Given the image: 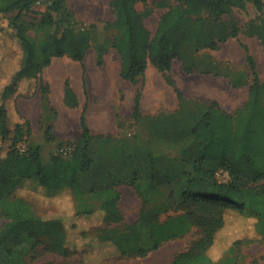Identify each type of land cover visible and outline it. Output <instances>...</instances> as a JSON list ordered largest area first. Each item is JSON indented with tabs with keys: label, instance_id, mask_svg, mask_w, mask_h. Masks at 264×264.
<instances>
[{
	"label": "trees",
	"instance_id": "1",
	"mask_svg": "<svg viewBox=\"0 0 264 264\" xmlns=\"http://www.w3.org/2000/svg\"><path fill=\"white\" fill-rule=\"evenodd\" d=\"M35 1L11 0L0 5V218L5 220L0 229V264H32L40 246L48 253L69 256L80 253L77 246L92 244L108 247L109 257L142 259L193 228L198 238L176 253L171 264H234L243 242L264 238V81L259 78L254 58L246 55L253 78L246 101L233 113L212 103L192 127L191 142H183V178L168 181L154 158L146 155L129 182L86 184L83 190L78 177L83 180L82 175L93 164L85 110L80 116L81 137L56 146L58 153L64 145L73 147L65 158L53 152L44 162L39 147H27L25 152L19 148L25 141L27 122L16 111V100L35 96L39 75L53 57L65 56L83 64L91 46V30L75 35L71 28H66L60 38L33 41L21 18ZM235 1L174 0L172 6L166 0L153 2L164 12L151 32L144 23V17L152 13L145 0H115L112 45L120 59V77L136 84L153 67L181 100L171 78L173 63L178 62L185 74L194 70L209 74L200 70V66L208 68L207 64L196 67L193 59L201 48L217 50L228 38L237 36L235 27L226 33H213L220 25L216 23L219 17ZM137 3L143 4L141 10ZM255 4L261 5L257 0ZM63 7L64 0H53L43 22L50 23L51 13L61 12ZM191 10L195 18H191ZM202 13L215 18L208 37L201 33L205 23L199 17ZM187 19L193 24L190 32L181 28ZM64 88V102L76 107L70 85ZM139 98L137 94L136 115ZM131 154L129 150L125 153L128 158ZM219 172L227 174L225 182L218 179ZM160 180L167 185L184 184L182 200L176 206L181 213L163 220L160 216L168 213L170 206L163 211L146 207L150 196L164 195L153 190L152 183ZM122 184L134 191L142 205L137 220L119 231L112 226L123 221L117 190ZM173 197L169 192L166 198ZM41 198L53 202L64 199L71 204L70 211H58L49 218L35 207V199ZM64 213L70 216L63 217ZM229 234L236 237L227 244L222 236ZM80 264L90 263L82 259Z\"/></svg>",
	"mask_w": 264,
	"mask_h": 264
},
{
	"label": "crops",
	"instance_id": "2",
	"mask_svg": "<svg viewBox=\"0 0 264 264\" xmlns=\"http://www.w3.org/2000/svg\"><path fill=\"white\" fill-rule=\"evenodd\" d=\"M210 53H198L193 59L196 67L203 62L213 68L209 74L196 70L185 74L182 69V77L175 81L173 68L181 65L173 63L171 78L181 93V100L153 67V77L146 78L148 69L136 84H132L122 78L114 80L107 69H95L87 62L86 53L82 65L67 69L70 88L77 97L76 107L65 105L64 85L53 83L49 85L47 96L38 92L30 99L16 100V111L27 122V147H39L42 160L47 162L58 143L74 142L81 137L80 116L85 110V123L91 134L89 155L93 160L89 171L82 175L87 186L129 182L146 155L154 158L157 169L168 181L174 182L178 176L183 178L180 150L183 142H191V129L196 121L212 103L218 104L225 95L230 94L237 102L241 98L222 75V62L213 59V52ZM77 92L82 95L81 99ZM137 94L140 95L138 115ZM127 150L132 153L129 158L125 155ZM122 188L129 187L118 185L119 207L124 199ZM162 247L149 253L148 258H142L144 264H171L174 256L169 258L170 254L162 251ZM153 254L162 256H151Z\"/></svg>",
	"mask_w": 264,
	"mask_h": 264
},
{
	"label": "rangeland",
	"instance_id": "3",
	"mask_svg": "<svg viewBox=\"0 0 264 264\" xmlns=\"http://www.w3.org/2000/svg\"><path fill=\"white\" fill-rule=\"evenodd\" d=\"M11 0H0V5L6 4ZM115 0H64V7L61 12L51 13V22H43L46 19L49 12V7L52 5L53 0H36L33 3L29 11L24 12L21 18L22 24L26 29L28 36L36 43H40L47 38H60L61 34L66 28H71L75 35H79L83 32L91 30L89 36L91 46L88 49V60L95 69H107L110 76L114 80H120V59L113 48L112 42L116 35L115 29L111 27V23L114 21L113 2ZM147 9L152 10L150 15L144 17L145 26L153 32L157 26L160 16L164 12L163 9L155 8L152 3L160 2L162 0H145ZM169 6L175 5L174 0H166ZM260 2L258 7L256 0H236L230 7L229 11L219 17L217 24L218 27L213 29L214 34L226 33L232 27L237 30V36L234 38H228L224 43L220 44L217 50L200 49V53H212V58L222 62L224 70L222 75L234 86V91L240 93V101H233L230 94L225 95L224 99L218 103L219 107L223 110L233 113L238 109L247 99L248 86L252 82V74L249 66L246 62V55L249 53L256 62L257 72L261 81H264V0H257ZM136 7L141 10L143 4L137 3ZM191 18H195V11L191 10ZM205 21L201 28V33L204 37L209 36V29L213 24L214 17L209 14L202 13L199 16ZM1 22V21H0ZM49 23V24H48ZM182 29L191 31L193 24L190 19H187L182 23ZM80 64L68 57H53L48 67H45L39 75V92L46 95L50 91V83L54 85H70V76L67 69L72 68L74 65ZM203 64V63H202ZM82 65V64H81ZM206 66V64L204 63ZM146 74V78L153 77L151 70ZM181 67L177 65L173 68V78L177 81L181 74ZM202 72L212 71L213 68L200 66ZM212 73V72H211ZM145 80V77L143 79ZM43 90V93L41 92ZM55 90H59L54 86ZM35 94V95H36ZM78 94V92H77ZM81 99V94H78ZM87 100L89 96L85 93ZM77 98V97H76ZM150 103V100L148 101ZM201 104L203 101L201 100ZM67 106V104L65 103ZM69 107V106H67ZM70 108V107H69ZM22 144V145H21ZM20 145L25 151L27 150L26 141H23ZM58 153L57 148L54 150ZM61 154V153H58ZM44 156V155H43ZM62 157H66L61 154ZM218 179L221 182L227 180V174L219 172ZM78 183L84 190L86 182L78 177ZM122 186H126L123 185ZM153 190L157 192H163L164 195H152L150 196L147 208L155 209L159 211L165 210L168 206L170 209L168 213H162L161 219H165L169 215L181 213L176 210V206L182 200V190L184 184L177 182L176 184H165L163 181L153 182ZM128 187V186H127ZM123 190V202L120 207V211L123 215V221L119 224H115L112 227L122 231L128 224L134 223L139 214V209L142 205L139 198L134 191L129 188H122ZM127 192V193H126ZM173 193L172 199H167V195ZM152 193V191H151ZM71 204L64 200H45L35 199V207L38 212L46 215L49 218L56 216V212L70 211ZM63 217H69L70 214H61ZM5 223L3 218H0V229ZM224 235L222 238L227 244H230L236 236ZM199 234L196 228H193L190 233L183 238L172 240L162 247V251H166L170 254L169 258L176 253L183 251L189 247V245L198 238ZM106 246H96L94 244L89 246H77V250L80 253L71 254L69 256H62L55 253H48L44 250L43 246L38 248V255L36 260L32 264H80L82 259L88 261L90 264H144L141 258L137 257H124L117 259L115 257H109ZM151 256L161 257L162 254H153ZM145 258H148L147 256ZM234 264H264V238L248 239L243 242L240 253L234 258Z\"/></svg>",
	"mask_w": 264,
	"mask_h": 264
},
{
	"label": "built area",
	"instance_id": "4",
	"mask_svg": "<svg viewBox=\"0 0 264 264\" xmlns=\"http://www.w3.org/2000/svg\"><path fill=\"white\" fill-rule=\"evenodd\" d=\"M22 145V144H21ZM20 145V151L25 152V149L22 148ZM73 151V147L71 145H64L59 149V153H61L64 156L70 155V153Z\"/></svg>",
	"mask_w": 264,
	"mask_h": 264
},
{
	"label": "bare ground",
	"instance_id": "5",
	"mask_svg": "<svg viewBox=\"0 0 264 264\" xmlns=\"http://www.w3.org/2000/svg\"><path fill=\"white\" fill-rule=\"evenodd\" d=\"M160 260V259H159Z\"/></svg>",
	"mask_w": 264,
	"mask_h": 264
}]
</instances>
